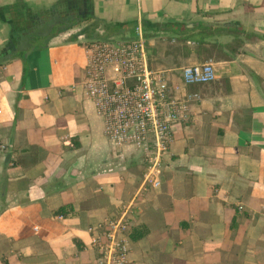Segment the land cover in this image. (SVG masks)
Returning a JSON list of instances; mask_svg holds the SVG:
<instances>
[{
    "label": "crops",
    "instance_id": "crops-1",
    "mask_svg": "<svg viewBox=\"0 0 264 264\" xmlns=\"http://www.w3.org/2000/svg\"><path fill=\"white\" fill-rule=\"evenodd\" d=\"M95 20L150 44L207 29L183 64L220 52L159 188L83 97L85 42L108 40ZM132 200L129 264H264V0H0V264H95L88 228Z\"/></svg>",
    "mask_w": 264,
    "mask_h": 264
},
{
    "label": "built area",
    "instance_id": "built-area-1",
    "mask_svg": "<svg viewBox=\"0 0 264 264\" xmlns=\"http://www.w3.org/2000/svg\"><path fill=\"white\" fill-rule=\"evenodd\" d=\"M84 46L83 97L103 119L108 142L117 149L129 145L141 153L145 172L140 190L159 188L173 127L188 121L191 106L201 99L188 88L215 79L213 62L186 65L177 71L151 68L140 24L131 38L85 42ZM132 205L133 200L117 215L88 228L96 250L95 264H129L131 223L127 214Z\"/></svg>",
    "mask_w": 264,
    "mask_h": 264
},
{
    "label": "rangeland",
    "instance_id": "rangeland-1",
    "mask_svg": "<svg viewBox=\"0 0 264 264\" xmlns=\"http://www.w3.org/2000/svg\"><path fill=\"white\" fill-rule=\"evenodd\" d=\"M127 38L112 37L108 40H123ZM97 40V38H96ZM148 41V40H147ZM149 53L150 63L154 69H164V68H177L189 64L180 63L178 58L187 54L185 49L186 45L183 41L178 39L172 40L168 36H159L155 38L152 44L146 43ZM220 55V52H203L202 60L200 59L197 63L208 61L210 57Z\"/></svg>",
    "mask_w": 264,
    "mask_h": 264
},
{
    "label": "trees",
    "instance_id": "trees-1",
    "mask_svg": "<svg viewBox=\"0 0 264 264\" xmlns=\"http://www.w3.org/2000/svg\"><path fill=\"white\" fill-rule=\"evenodd\" d=\"M99 23H101L104 26L105 32H106V34L101 37L102 39H108L110 34H112L113 32L115 33L116 31L121 30L120 26L108 25V24H105V22L101 21V20H95L94 21V25L99 24ZM125 28L126 27L124 26L123 29H125ZM205 30H207V29H205V28L201 29L200 33H198V34H188L187 33V34H183V36H180V34L185 32V31H181V28L177 29L175 27H171V31H173L175 34L179 35V38H178L179 40L190 41V42H194L196 44H203L205 39L209 36V34L205 33ZM237 31H239V29L235 26L234 27L233 26H226V27L215 28V33L219 32L220 36L228 35L227 32H237ZM133 34H134V28L132 30V35Z\"/></svg>",
    "mask_w": 264,
    "mask_h": 264
}]
</instances>
